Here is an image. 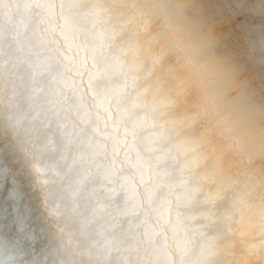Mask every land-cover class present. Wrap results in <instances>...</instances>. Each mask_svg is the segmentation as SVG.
<instances>
[{"label":"clouds","instance_id":"obj_1","mask_svg":"<svg viewBox=\"0 0 264 264\" xmlns=\"http://www.w3.org/2000/svg\"><path fill=\"white\" fill-rule=\"evenodd\" d=\"M0 264H264V0H0Z\"/></svg>","mask_w":264,"mask_h":264}]
</instances>
